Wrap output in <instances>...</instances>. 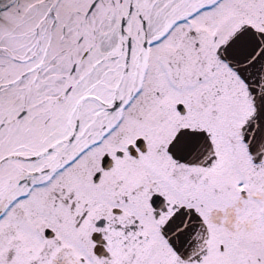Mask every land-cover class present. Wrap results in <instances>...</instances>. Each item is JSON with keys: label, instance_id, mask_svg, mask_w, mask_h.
Wrapping results in <instances>:
<instances>
[{"label": "snow or ice", "instance_id": "obj_1", "mask_svg": "<svg viewBox=\"0 0 264 264\" xmlns=\"http://www.w3.org/2000/svg\"><path fill=\"white\" fill-rule=\"evenodd\" d=\"M0 264H264V0H0Z\"/></svg>", "mask_w": 264, "mask_h": 264}]
</instances>
